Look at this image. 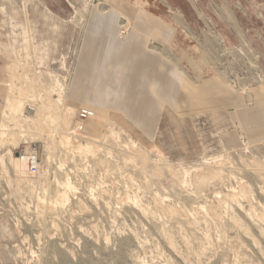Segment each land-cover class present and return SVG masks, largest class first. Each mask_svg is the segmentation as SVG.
<instances>
[{"label": "rangeland", "instance_id": "374dc122", "mask_svg": "<svg viewBox=\"0 0 264 264\" xmlns=\"http://www.w3.org/2000/svg\"><path fill=\"white\" fill-rule=\"evenodd\" d=\"M92 4L132 9L122 42L170 26L160 55L212 108L70 101ZM0 264H264V0H0Z\"/></svg>", "mask_w": 264, "mask_h": 264}, {"label": "crops", "instance_id": "0c3cea01", "mask_svg": "<svg viewBox=\"0 0 264 264\" xmlns=\"http://www.w3.org/2000/svg\"><path fill=\"white\" fill-rule=\"evenodd\" d=\"M123 11L125 15L133 13L122 6L90 5L69 100L99 112L118 111L143 126L155 123L157 111L166 102L180 113L212 108V81L203 92L196 91L176 66L160 55L158 47L170 43L172 28L141 14L134 20L133 32L122 42L118 13ZM182 92L186 93L183 97ZM217 92L223 90L219 87ZM90 120H97V115Z\"/></svg>", "mask_w": 264, "mask_h": 264}, {"label": "built area", "instance_id": "2783aa9c", "mask_svg": "<svg viewBox=\"0 0 264 264\" xmlns=\"http://www.w3.org/2000/svg\"><path fill=\"white\" fill-rule=\"evenodd\" d=\"M95 117V112L91 109L82 108L78 111L77 121L79 124L89 121L91 118ZM37 169L36 156L33 155L31 159V173H34Z\"/></svg>", "mask_w": 264, "mask_h": 264}, {"label": "bare ground", "instance_id": "6f19581e", "mask_svg": "<svg viewBox=\"0 0 264 264\" xmlns=\"http://www.w3.org/2000/svg\"><path fill=\"white\" fill-rule=\"evenodd\" d=\"M12 71V70H11ZM66 82V81H65ZM56 102H57V104H59V105H62L61 103H62V100H60V99H58V100H56ZM17 108V107H16ZM19 108V107H18ZM69 110V109H68ZM69 112V111H68ZM56 114V113H55ZM59 115V114H58ZM95 118V117H94ZM93 119V118H92ZM14 120V119H13ZM44 120V119H43ZM32 122V121H31ZM17 124H19V123H17ZM66 124V123H65ZM50 127H52V126H50ZM58 129V128H57ZM52 131V130H51ZM18 161H20V159L18 160ZM20 163V162H19Z\"/></svg>", "mask_w": 264, "mask_h": 264}]
</instances>
